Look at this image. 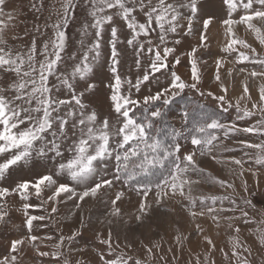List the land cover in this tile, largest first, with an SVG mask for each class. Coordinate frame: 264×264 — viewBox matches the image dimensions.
Segmentation results:
<instances>
[{
  "label": "snow or ice",
  "instance_id": "1",
  "mask_svg": "<svg viewBox=\"0 0 264 264\" xmlns=\"http://www.w3.org/2000/svg\"><path fill=\"white\" fill-rule=\"evenodd\" d=\"M56 2L59 8L50 5L53 13L42 27L38 23L25 26L21 34L13 31L21 14L18 6L10 8V0H0V181L25 168L34 174L11 188L0 184V224L8 222L9 197L16 196L26 229L25 236L10 241L0 264H23L26 246L40 258L39 264H71L65 249L70 252L90 227L84 205L105 198L108 218L100 223L107 228L95 234L103 246L98 264H153L157 260L171 264L169 254L177 259L173 248L182 253L192 239L191 233L179 227L166 249L163 236L149 243L125 237L123 248L119 236L113 239L114 224L122 221L130 229L134 218L142 226L153 209L172 216L183 213L193 222L206 218L217 229L226 227L229 247L219 251L229 264H252L253 245L264 256V208L258 210L255 203L257 195L264 197L259 187V175L264 172V0H221L226 9L221 21L224 55L214 59V88L205 86L201 64L206 62L198 55L210 50L209 30L215 20L204 13L206 0ZM81 3L87 18L78 29V47L69 52L67 30ZM45 4L46 0H29L37 20ZM194 21L200 22L199 30ZM239 26L252 34L258 47L237 34ZM194 35L197 43L182 55L184 38ZM106 46L109 110L102 114L89 103V96L96 94V73ZM127 49L133 56L132 76L120 71ZM185 63L188 71L181 74ZM228 63L240 66L222 71ZM246 64L253 67L246 68ZM234 72L243 74L241 95L235 100L225 80L227 76L235 90ZM257 80L254 98L252 81ZM188 92L210 98L223 111L234 109L236 121L227 123L207 113L192 121V106L184 104L177 109V127L168 117L172 106ZM249 135L255 139H241ZM236 152L241 155H226ZM204 158L225 168L231 179L202 167ZM245 173L255 178L251 189ZM133 195L138 203L125 219L120 204L125 197L131 201ZM33 197L39 204L30 202ZM69 202L72 210L67 215L77 219L74 230L69 228L67 234L61 230L56 237L34 234L48 226L45 221L59 223L60 206ZM33 208L43 214H29ZM195 231L209 246L204 264H215L210 258L216 251L213 240L200 223H195ZM244 233L254 238L253 244ZM46 240L55 242L49 250H41L49 247ZM137 246L143 248V258L129 254ZM75 264L85 262L78 259ZM196 264H201L199 256Z\"/></svg>",
  "mask_w": 264,
  "mask_h": 264
},
{
  "label": "rangeland",
  "instance_id": "2",
  "mask_svg": "<svg viewBox=\"0 0 264 264\" xmlns=\"http://www.w3.org/2000/svg\"><path fill=\"white\" fill-rule=\"evenodd\" d=\"M55 4L56 8H59V3L56 0H46L45 10L40 15V19H36V14H34L30 10L29 0H10L9 7H17L20 11L19 23L17 29L13 31H18L21 34L23 33L25 26L31 28L33 24L38 23L43 26L46 18L53 13V9L50 7L51 4ZM204 13L206 15H211L215 17L213 24L210 26L209 35L211 38L210 50L205 51L201 50L198 55L200 56L202 61L206 63L201 64L203 75H204V83L206 87L214 88L213 84V73L215 70L214 59L224 55L220 49L224 43V28L221 24L222 19L226 17V9L222 6L221 0H206L204 5ZM87 18L86 10L81 3V6L78 7L76 11V19L70 25L67 30L69 37V49L71 52L75 50L78 45L77 41L80 39V33L78 29L81 26V23ZM52 19H55V15H52ZM194 27L196 30L201 28V24L198 21H194ZM215 28V30H214ZM49 34H51V30L49 29ZM237 34L244 38L246 42L253 44L258 47L257 42L254 40V37L251 33H245L243 26H239L237 28ZM11 35V33H10ZM126 35V33L121 30V37ZM105 41L108 39L107 32L104 36ZM185 43L180 46L181 54L187 49H189L190 45H195L197 43V37L194 35L192 37H185ZM15 43L14 41H10ZM27 42V41H24ZM121 49H124V45H120ZM243 50V49H241ZM259 50V48H258ZM108 47L106 46L103 50V56L101 65L98 66V70L96 73V83H97V91L96 94L89 96V103L92 104L99 112L102 114L108 113V100L107 95L109 90L105 87L107 83L106 76L107 73V64L104 63L105 58L107 57ZM122 65L120 66V71L122 74L126 73L129 76L134 75L135 70L132 67L133 56L131 53V49H127L124 51V55L122 57ZM240 65H234L232 63H228L225 65V71L227 68L239 67ZM246 68H252V64L244 65ZM188 71V66L185 65L180 67V73L186 74ZM234 79V88L231 87L232 81L229 78H225L226 83L230 84L229 95L235 100L237 97L241 95L242 85L241 80L243 78V74L237 75L235 72L233 73ZM251 80V78H249ZM100 81H104V83H100ZM259 81H252L253 87V97H256L255 86ZM184 104H188L192 106V121H197L200 119L202 115L205 113L209 115H216L219 119L224 122L232 123L236 121L237 113L234 109H229L228 111H223L219 106L214 107V102L210 98L200 97L197 93L188 92L183 98L178 100L177 104L172 106L171 112L169 114V121L174 123L177 127L179 126L178 119V106L183 107ZM250 107V105H249ZM137 116L142 115L140 112H136ZM167 127V125H164ZM241 139H255V137L249 135L248 137H241ZM230 143V142H229ZM251 151V150H249ZM226 155H235L240 156L239 152L229 153ZM201 166L212 171L216 176L221 178L228 177L227 170L225 168L219 167L214 164V162L204 158L200 161ZM247 167V164L245 165ZM40 169H38L39 171ZM33 172L28 171L25 168L22 172H13L11 178L6 181H0V184L6 187H13L16 182L21 179H31L33 178ZM244 179L247 180L250 189L254 187L255 178L248 173H245ZM237 191H240V181H236ZM120 185L117 184V188ZM259 187L260 192L264 193V172H261L259 175ZM205 191H213L211 188H205ZM218 191V190H217ZM105 201L102 202H88L83 207V213L85 217L86 223L90 225L89 228L83 230L82 236L75 241L74 245L69 252L65 249V256L71 261V264H75L76 260H82L85 264H98V256L99 251L103 248L102 245L98 243L95 239V234L97 229H106V224H101L100 221L106 220L108 218L107 214L109 212V204ZM10 203L8 205L9 208V217L8 222L6 224H0V256L7 254L10 241L16 238H20L25 236L26 229L24 227V210L21 207V202L18 197L12 196L9 197ZM264 197L257 195L255 197V203L257 205V209L264 208ZM32 204H39V201L33 197L30 201ZM138 203V199L136 196H132L131 201H128L127 197H125L124 202L120 204L122 208V212L124 214V218L127 219L131 214L135 211ZM174 207H178L173 205ZM72 210V204L69 202L67 205L60 206V214L57 215L56 219L59 223L53 224L49 221H45L43 223L47 224V227L37 229L34 234L43 238L47 235H53L54 237L59 236L61 230L67 234L69 228H73L77 224L76 217H69L67 213ZM29 214H43L36 208L29 209ZM253 216H256L255 212L251 213ZM258 218V217H257ZM178 221V223H177ZM195 223H200L202 227L206 229L205 235H208L213 240L216 251L210 254V258H214L215 264H229L228 261H223L221 258V254L219 249L224 248L228 250V232L226 227L222 226L219 229L215 228L212 223L208 219L197 220L193 222L190 217L186 214L180 213L178 216H172L170 214H166L161 212L159 209H153L152 216L150 219H146L142 226H138L134 220L131 221V228L123 225V222H119L114 224L113 239L115 240L117 236L120 237L121 248H123V241L125 237L129 240H135L137 238L143 239L144 243H149L152 240H159L161 236L164 237L162 241L163 247L166 249L173 241V236L175 234L176 228L185 233H191L192 239H190L184 245V251L182 253L177 252L175 248H173V252L176 253L177 259L173 260L172 255L169 254V260L171 264H196V256L200 257L201 264H204V255L208 253L209 246L206 243H202L199 234L195 231ZM224 222H222L223 224ZM243 236L247 239L249 244H253V237L244 233ZM54 240H46L45 243L49 246L48 248H41V250H49L51 245L54 243ZM39 243V241H37ZM27 245V242H26ZM256 245H253L252 256L250 257L252 264H264V256L261 255V252L257 250ZM80 249H86V251L81 252ZM191 249V251H189ZM24 252H26V256L24 257L23 264H39V257L35 254L31 247H25ZM120 249H117L119 252ZM127 251V249H125ZM129 254L133 256H138L143 258V248L137 246L132 252ZM153 264H162L160 261H154Z\"/></svg>",
  "mask_w": 264,
  "mask_h": 264
},
{
  "label": "bare ground",
  "instance_id": "3",
  "mask_svg": "<svg viewBox=\"0 0 264 264\" xmlns=\"http://www.w3.org/2000/svg\"><path fill=\"white\" fill-rule=\"evenodd\" d=\"M214 30H215V28H214Z\"/></svg>",
  "mask_w": 264,
  "mask_h": 264
}]
</instances>
